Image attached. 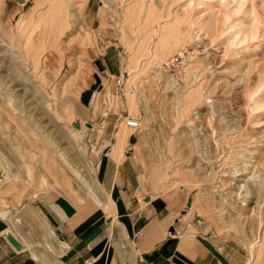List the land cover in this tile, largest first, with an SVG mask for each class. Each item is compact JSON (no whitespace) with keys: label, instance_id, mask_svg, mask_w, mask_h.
I'll return each instance as SVG.
<instances>
[{"label":"rangeland","instance_id":"rangeland-1","mask_svg":"<svg viewBox=\"0 0 264 264\" xmlns=\"http://www.w3.org/2000/svg\"><path fill=\"white\" fill-rule=\"evenodd\" d=\"M233 1L0 0V209L11 244L31 237L59 264L64 241L35 209L41 198L59 194V213L114 216L102 208L97 142L118 161L115 131L137 115L121 157L126 147L139 162L146 197L182 206L162 236L195 232L236 248L241 264H264V0ZM48 256L34 252L36 264H53Z\"/></svg>","mask_w":264,"mask_h":264},{"label":"crops","instance_id":"crops-1","mask_svg":"<svg viewBox=\"0 0 264 264\" xmlns=\"http://www.w3.org/2000/svg\"><path fill=\"white\" fill-rule=\"evenodd\" d=\"M97 146L100 154L95 171L102 192L112 199L114 216H102L97 206L78 215L76 206L66 211L62 204L65 212L59 213L53 207L56 202L50 200L59 194L35 200V209L44 211L53 224L49 223L48 229L64 241L56 244L60 251L59 264H241L236 248L225 244L218 250L195 232L171 235L174 232L168 230L163 237V231L173 226L182 206L175 200L146 197L141 182L142 168L126 147L116 161L103 140H98ZM6 212L0 209L4 215L0 218V264H36L34 252H46L48 259L56 264L57 257L34 244L31 237L26 238L27 245L14 246L7 240L6 234L15 226L1 224L9 217Z\"/></svg>","mask_w":264,"mask_h":264},{"label":"bare ground","instance_id":"bare-ground-1","mask_svg":"<svg viewBox=\"0 0 264 264\" xmlns=\"http://www.w3.org/2000/svg\"><path fill=\"white\" fill-rule=\"evenodd\" d=\"M217 1H219L220 3H222V2H226L227 0H217ZM234 1H237V3H238V5H237V7H240L241 5H243V3H244V1L245 0H234ZM233 1V2H234ZM256 17V16H255ZM233 27L234 26H229V28L230 29H233ZM240 30L238 29L237 30V33L239 32ZM237 33H235V35L237 34ZM240 33V32H239ZM234 35V34H233ZM12 95V94H11ZM195 98V93H192L191 92V94H189V96H187V98H186V101H185V103H184V108H183V111H182V113L183 112H186L188 109H189V103L190 102H192V100ZM129 107H130V109L132 110V108H134L135 106H134V102H133V99H131V101L129 102ZM198 113V112H197ZM130 116H134V117H136L138 120H139V118H138V116L137 115H130ZM126 120V119H125ZM125 120L122 122V124H121V126H120V128H118L117 129V131H115L116 133H115V136H114V140H113V143H112V147L114 148V150H115V152H114V155H115V157L119 160L120 158H121V154H122V148H123V145H124V143H125V140L127 139V133H126V125H125ZM139 122H140V120H139ZM128 127V126H127ZM130 128V127H129ZM81 129V128H80ZM40 130V129H39ZM43 135V134H42ZM41 135V136H42ZM45 136V135H44ZM46 137V136H45ZM24 167L26 168V171L25 172H28L29 173V171H30V169H29V165H26V164H24ZM0 168H1V170L4 172V169H5V166L4 165H0ZM92 169V172L94 173V168H91ZM233 174H235V171L233 172ZM241 175H248L249 174V172H241L240 173ZM94 175H95V173H94ZM2 178H1V181H0V183H2V182H4V175H0ZM234 176H232L231 178H233ZM252 176H249L248 175V178L246 177L245 178V183L244 184H240L239 186H238V189L240 190V189H244L246 192L248 191V189H247V179H249V178H251ZM109 199H110V197H109ZM107 200V204H104V207H102L103 208V210L104 211H106V212H110L111 210H113V205H112V203H111V201L110 200ZM99 204H100V202H98ZM103 205V204H102ZM114 211V210H113ZM103 212V211H102ZM105 216V215H104ZM107 216V215H106ZM0 218H4V215H3V213H0ZM258 227H259V225H258ZM6 237L7 238H12V235H7L6 234ZM260 242V240H258L257 242H254V243H251L250 244V252L251 253H253V250H254V247H256V246H258V243ZM47 246H48V249L50 250V251H52L53 253H57V250L58 249H56L54 246H52L50 243H48L47 244Z\"/></svg>","mask_w":264,"mask_h":264},{"label":"built area","instance_id":"built-area-1","mask_svg":"<svg viewBox=\"0 0 264 264\" xmlns=\"http://www.w3.org/2000/svg\"><path fill=\"white\" fill-rule=\"evenodd\" d=\"M179 56L178 55H174L169 59V64L170 65H176L177 62L179 61ZM126 120H125V125L130 127V128H137L139 126V120L134 117V116H126Z\"/></svg>","mask_w":264,"mask_h":264}]
</instances>
